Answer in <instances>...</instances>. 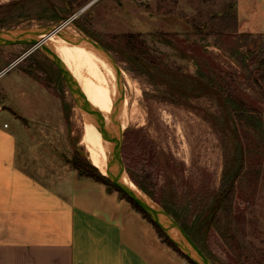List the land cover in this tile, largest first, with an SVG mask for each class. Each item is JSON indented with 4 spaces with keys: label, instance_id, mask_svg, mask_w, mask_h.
Here are the masks:
<instances>
[{
    "label": "rangeland",
    "instance_id": "1",
    "mask_svg": "<svg viewBox=\"0 0 264 264\" xmlns=\"http://www.w3.org/2000/svg\"><path fill=\"white\" fill-rule=\"evenodd\" d=\"M17 1L0 0V34L37 39L42 31L63 27L62 35L70 36L72 30L115 61L118 78L110 65L107 82L113 81L124 97L110 110L111 119L118 115L122 164L132 184L144 186L159 210L167 204L190 219L207 198L218 194L223 180L238 168L239 157L245 156L235 181L229 244L212 228L197 244L213 264H264V142L223 111L226 94L253 108L261 117L264 139V51L258 36L237 25L240 16L248 19L247 7L239 0H99L88 7L92 0H77L79 6L69 10L62 0H23L21 8L12 5ZM52 7L59 19L51 16ZM49 45L59 51L71 76L80 80L81 94L95 107L91 96L97 87L86 85L72 51L67 45ZM15 61L0 85L8 87L9 95L14 87L22 89L23 100L39 104V112L49 115L45 127L55 129L52 144L64 160L70 163L78 151L85 154L79 145L83 115L55 66L40 47L0 46V71ZM97 189L102 203H79L127 230L131 223L122 212L130 202L116 190L107 196L103 185ZM139 228L146 238L149 228ZM148 242L160 246L155 239Z\"/></svg>",
    "mask_w": 264,
    "mask_h": 264
},
{
    "label": "crops",
    "instance_id": "2",
    "mask_svg": "<svg viewBox=\"0 0 264 264\" xmlns=\"http://www.w3.org/2000/svg\"><path fill=\"white\" fill-rule=\"evenodd\" d=\"M239 2L249 15L237 19L238 29L258 36L264 51V0ZM17 63L4 67L0 78ZM7 89L0 85V264H190L162 243L152 224L132 206L122 212L131 223L127 230L84 206L102 203L97 185L103 184L80 175L54 150L55 129L46 130L49 115L39 112V104L23 100L18 87L11 95ZM104 194L113 195V190L104 186ZM106 209L115 211L113 206ZM141 225L149 228L146 238L139 232ZM153 238L160 246L148 242L155 243Z\"/></svg>",
    "mask_w": 264,
    "mask_h": 264
},
{
    "label": "trees",
    "instance_id": "3",
    "mask_svg": "<svg viewBox=\"0 0 264 264\" xmlns=\"http://www.w3.org/2000/svg\"><path fill=\"white\" fill-rule=\"evenodd\" d=\"M66 1L69 10H72L73 5L79 6L77 0H62ZM23 4V0L12 3V5L20 7ZM21 8V7H20ZM51 16L55 19H59V14L51 8ZM66 12V11H65ZM221 91V87H218V92ZM223 111L231 117L233 123L238 126H244L251 132H256V137L260 143L264 142L263 128L261 117L255 113V110L245 105L244 102L231 94H226L223 101ZM245 156H240V162L238 168L228 177L223 180L218 194L214 198H207L208 203L200 209V212L196 210V213L190 218H186L181 215L177 210L171 208L167 204H160L162 210L170 217H172L184 230V232L197 244L198 240H202L203 236L208 232L209 228L214 229L219 238L225 244H229L232 222V207L235 194V181L238 179L242 165L244 163ZM70 165L80 175L87 177L94 182L103 184L108 191H118L110 182V180L102 175L96 167L91 165L86 158L81 157L78 153L76 158L72 159ZM140 191L153 199L152 194L142 185L137 184ZM119 192V191H118ZM121 198L130 202L133 209L138 211L150 224H152L158 238L166 246L171 248L188 263L193 264L191 260L186 258L180 250L169 240V238L159 229L151 219L145 215L132 201H130L123 193L119 192ZM198 246V244H197ZM200 248V247H199ZM201 250V248H200ZM202 251V250H201ZM203 252V251H202ZM204 253V252H203ZM204 255L210 260L208 255ZM211 261V260H210Z\"/></svg>",
    "mask_w": 264,
    "mask_h": 264
},
{
    "label": "water",
    "instance_id": "4",
    "mask_svg": "<svg viewBox=\"0 0 264 264\" xmlns=\"http://www.w3.org/2000/svg\"><path fill=\"white\" fill-rule=\"evenodd\" d=\"M58 34L63 36L61 33ZM91 44L98 52H100L107 60L110 62L111 66L115 71L116 78H118L117 65L115 61L109 56L108 52L101 48L96 43L86 40L78 39ZM24 44L30 45L32 47H40L46 57L55 66L62 79L64 80L66 87L68 88L71 96L74 99L75 104L84 110L87 116H89L99 127L102 135L110 143V151L108 154L107 161V178L110 180L111 184L121 193H123L130 201H132L145 215H147L151 221L163 231V233L169 238V240L180 250V252L193 264H213L200 250L197 244L184 232V230L179 226V224L170 216H168L164 211L159 210L154 205L147 202L143 197L137 194L133 189L126 185L122 181V174L125 173L122 159H121V129L119 127L118 115L111 119L110 124L106 125L102 119L99 111L92 107L83 97L78 88L77 84L72 79L71 75L68 73L60 59L46 46L40 44L38 39L25 38L22 34H0V46L17 45ZM18 61H15L9 65L12 66ZM7 69V68H6ZM121 103V94L115 100V106ZM78 154L87 158L82 151H78ZM175 232L176 236L173 237ZM178 232V234H177Z\"/></svg>",
    "mask_w": 264,
    "mask_h": 264
},
{
    "label": "bare ground",
    "instance_id": "5",
    "mask_svg": "<svg viewBox=\"0 0 264 264\" xmlns=\"http://www.w3.org/2000/svg\"><path fill=\"white\" fill-rule=\"evenodd\" d=\"M62 28L63 27H55L50 31H42L37 35V39L40 41V44L48 47L60 59L61 62L64 61L62 60L59 51L49 44L53 46H61L62 49L64 48V45L68 46V48L72 51L74 59L76 60V66H79V68L84 72L85 79L88 82H86V85H96L97 88L96 90L92 91L91 100L94 103V108L100 112L104 123L108 125L111 122V107L115 105L117 96H120V93L115 88H113V81L110 84L107 82L111 64L107 58L98 52L91 44L83 40L78 42L77 34L72 32V30H70L72 35L60 36L58 31L60 33ZM57 40L62 43L55 42ZM64 67L68 73L70 72L69 74L72 75V72L69 71L66 66ZM72 79L74 80L73 77ZM76 80L77 81L74 80V82L77 84V86H79L78 81L80 80L78 77H76ZM78 88L80 89V87ZM84 95L89 96L87 92ZM122 98H124L123 95H121V100ZM81 113L83 115V126L82 134L79 139V145L85 149L84 151L87 157L86 159H89L91 164L96 167L102 175L107 176V161L111 148L110 143L107 141L104 135H102L97 124L89 116H87L85 111L81 110ZM122 181L137 194L143 197L147 202L154 205L147 195H145L134 184H132L125 173L122 174ZM175 236L176 233L173 232V237Z\"/></svg>",
    "mask_w": 264,
    "mask_h": 264
},
{
    "label": "built area",
    "instance_id": "6",
    "mask_svg": "<svg viewBox=\"0 0 264 264\" xmlns=\"http://www.w3.org/2000/svg\"><path fill=\"white\" fill-rule=\"evenodd\" d=\"M97 1H99V0H92L88 5H87V7L88 6H90V5H93L95 2H97ZM76 17V15H73L71 18H70V20L71 19H74Z\"/></svg>",
    "mask_w": 264,
    "mask_h": 264
}]
</instances>
